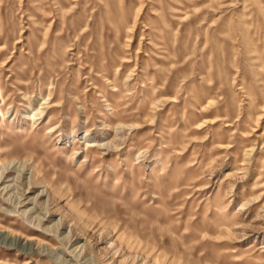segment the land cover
<instances>
[{
  "label": "rangeland",
  "instance_id": "374dc122",
  "mask_svg": "<svg viewBox=\"0 0 264 264\" xmlns=\"http://www.w3.org/2000/svg\"><path fill=\"white\" fill-rule=\"evenodd\" d=\"M5 166L0 264H264V0H0Z\"/></svg>",
  "mask_w": 264,
  "mask_h": 264
},
{
  "label": "bare ground",
  "instance_id": "6f19581e",
  "mask_svg": "<svg viewBox=\"0 0 264 264\" xmlns=\"http://www.w3.org/2000/svg\"><path fill=\"white\" fill-rule=\"evenodd\" d=\"M12 169L13 168H9L8 166L2 167L1 172H0V184L3 182V180L5 179V177H7V175L11 173ZM9 187L10 186L7 185L3 189H7Z\"/></svg>",
  "mask_w": 264,
  "mask_h": 264
}]
</instances>
